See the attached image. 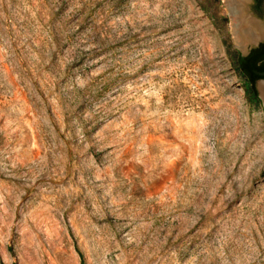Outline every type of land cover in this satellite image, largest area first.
I'll return each instance as SVG.
<instances>
[{
  "label": "rangeland",
  "instance_id": "1",
  "mask_svg": "<svg viewBox=\"0 0 264 264\" xmlns=\"http://www.w3.org/2000/svg\"><path fill=\"white\" fill-rule=\"evenodd\" d=\"M233 17L0 0V264H264V107Z\"/></svg>",
  "mask_w": 264,
  "mask_h": 264
},
{
  "label": "flooded vegetation",
  "instance_id": "2",
  "mask_svg": "<svg viewBox=\"0 0 264 264\" xmlns=\"http://www.w3.org/2000/svg\"><path fill=\"white\" fill-rule=\"evenodd\" d=\"M246 10L249 17L264 27V0H249L246 2ZM235 51L239 53L241 58H248L251 55L256 56V74L254 83L253 85L251 84V87L254 88L258 104L264 107V97L260 89V86L264 84V37H256L254 41H249L248 45L243 50Z\"/></svg>",
  "mask_w": 264,
  "mask_h": 264
},
{
  "label": "bare ground",
  "instance_id": "3",
  "mask_svg": "<svg viewBox=\"0 0 264 264\" xmlns=\"http://www.w3.org/2000/svg\"><path fill=\"white\" fill-rule=\"evenodd\" d=\"M249 0H226L232 16H234L235 36L238 43H248L255 38L264 37V27L249 17L246 10V2ZM240 30V31H239ZM254 38V40H253ZM242 43V44H243ZM246 43V44H247ZM261 92L264 96V85L261 86Z\"/></svg>",
  "mask_w": 264,
  "mask_h": 264
},
{
  "label": "trees",
  "instance_id": "4",
  "mask_svg": "<svg viewBox=\"0 0 264 264\" xmlns=\"http://www.w3.org/2000/svg\"><path fill=\"white\" fill-rule=\"evenodd\" d=\"M232 62L236 65L239 73L247 80L248 85L250 87V90L255 98V100L258 102L256 98V94L254 91V88L251 87V84L253 85L254 79H255V70H256V61L257 58L255 55H251L248 58H241L239 56V53L236 51L233 53L232 56Z\"/></svg>",
  "mask_w": 264,
  "mask_h": 264
}]
</instances>
